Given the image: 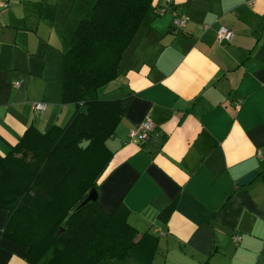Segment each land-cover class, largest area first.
Here are the masks:
<instances>
[{
	"label": "crops",
	"instance_id": "0c3cea01",
	"mask_svg": "<svg viewBox=\"0 0 264 264\" xmlns=\"http://www.w3.org/2000/svg\"><path fill=\"white\" fill-rule=\"evenodd\" d=\"M94 2L11 0L0 9V159L29 127L43 133L72 116L74 105L61 102L62 55ZM151 6L118 76L97 90L125 103L105 140L99 204L107 213L122 206L137 235H150V264H264V0ZM175 15L187 18L182 28ZM220 25L233 32L224 44ZM146 115L150 136L134 142L129 130ZM7 221L0 208V264H29L26 247L5 237Z\"/></svg>",
	"mask_w": 264,
	"mask_h": 264
},
{
	"label": "trees",
	"instance_id": "16d2710c",
	"mask_svg": "<svg viewBox=\"0 0 264 264\" xmlns=\"http://www.w3.org/2000/svg\"><path fill=\"white\" fill-rule=\"evenodd\" d=\"M62 55L60 95L75 109L68 122L46 132L29 127L0 159V208L11 242L26 247L29 264H98L117 259L150 264L155 243L140 236L119 206L105 212L96 201L79 206L103 173L111 152L105 140L122 117L123 100H101L97 90L119 74L130 45L153 0H94ZM89 140L85 148L79 143ZM17 155H19L17 157ZM28 155H31L30 159ZM98 194V191H97ZM119 223L123 232L114 225ZM142 245V246H141Z\"/></svg>",
	"mask_w": 264,
	"mask_h": 264
},
{
	"label": "built area",
	"instance_id": "2783aa9c",
	"mask_svg": "<svg viewBox=\"0 0 264 264\" xmlns=\"http://www.w3.org/2000/svg\"><path fill=\"white\" fill-rule=\"evenodd\" d=\"M11 0H0V9H5L8 7ZM254 0H246L247 4L250 5ZM164 10H159L158 13L162 14ZM187 21V18L184 15H175L173 18V26L175 28H182ZM208 26L205 25L204 28ZM233 35L232 30L227 28L224 25H220L216 30V40L219 44H224L230 41ZM19 82H15L14 85L18 86ZM46 103L43 101H36L33 103V109L38 112L44 111ZM153 129V122L149 115H146L142 121L133 126L128 133L129 138L137 143H144L148 140L150 133ZM233 240L238 242L240 240L239 236H234Z\"/></svg>",
	"mask_w": 264,
	"mask_h": 264
},
{
	"label": "water",
	"instance_id": "95a60500",
	"mask_svg": "<svg viewBox=\"0 0 264 264\" xmlns=\"http://www.w3.org/2000/svg\"><path fill=\"white\" fill-rule=\"evenodd\" d=\"M89 142H90L89 140H85L79 143L78 146L81 148H85L89 144ZM254 176L255 173H248L242 176L240 179L237 180V185H243L245 183H248ZM97 196H98L97 191L95 190V188H92L79 206L85 205L90 201H96Z\"/></svg>",
	"mask_w": 264,
	"mask_h": 264
},
{
	"label": "rangeland",
	"instance_id": "374dc122",
	"mask_svg": "<svg viewBox=\"0 0 264 264\" xmlns=\"http://www.w3.org/2000/svg\"><path fill=\"white\" fill-rule=\"evenodd\" d=\"M152 3H153V2H152ZM151 5H152V4H151ZM123 54H124V55H122V61H123L124 58H126V54H127V52L125 51V52H123ZM18 156H19V155H17V157H18ZM30 157H31V155H28V158H27V159H30ZM114 227H115V230H116L118 233L123 232V228H122V226H121L119 223H117V225H114ZM129 239H130L131 242H133V244L137 245L136 247H137L138 249H135V252H137V254H139V250H144V248L139 249V245H140L139 242L142 243V241L140 240V237H139L138 235L132 236V237H130ZM141 246H142V245H141Z\"/></svg>",
	"mask_w": 264,
	"mask_h": 264
}]
</instances>
